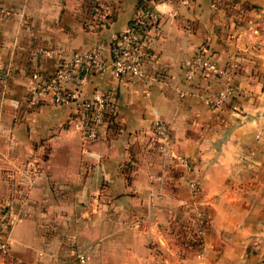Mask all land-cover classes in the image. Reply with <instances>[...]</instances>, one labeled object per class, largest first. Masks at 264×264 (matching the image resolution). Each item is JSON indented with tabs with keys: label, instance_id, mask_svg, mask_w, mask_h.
<instances>
[{
	"label": "crops",
	"instance_id": "1",
	"mask_svg": "<svg viewBox=\"0 0 264 264\" xmlns=\"http://www.w3.org/2000/svg\"><path fill=\"white\" fill-rule=\"evenodd\" d=\"M138 1L0 0V212L11 219L0 264H78L79 256L84 264H264V157L254 139L264 134V0L149 2L156 22L143 68L153 83L103 74L84 89L115 104L114 129L88 146L94 158L82 155L67 106L26 105L30 73L51 75L63 59L108 42ZM41 49L61 53L48 58ZM199 50L235 71L237 95L220 109L203 102L219 79L185 80ZM156 120L201 189L197 249L171 226L187 217L186 178L146 156Z\"/></svg>",
	"mask_w": 264,
	"mask_h": 264
},
{
	"label": "built area",
	"instance_id": "2",
	"mask_svg": "<svg viewBox=\"0 0 264 264\" xmlns=\"http://www.w3.org/2000/svg\"><path fill=\"white\" fill-rule=\"evenodd\" d=\"M7 17L8 13H1ZM156 22V15L151 11L139 12L127 24L122 32L114 34L108 42H96L86 52L63 59L51 75L38 72L30 73L25 82L26 105L37 107L43 104L67 106L71 112L70 122L79 132L81 153L84 157L94 158L88 146L103 136V129L110 123V116L115 113V104L111 97L98 92L85 97L84 89L89 77L109 74L113 79L125 80L134 85L142 83L151 85L154 78L143 68V56L148 45V35ZM57 49H41L36 54L52 57L59 55ZM202 74L221 81L220 89L213 96H204L203 102L212 109H220L223 104L234 99L237 90L234 86L233 68H220L208 59L202 50L192 58L185 70V80L190 82L194 74ZM7 76L0 61V81ZM152 134L157 157L163 162L177 168L186 178L189 198L196 200L200 196L198 183L190 176L193 167L189 160L175 153L171 148V136L167 125L156 120L152 124ZM264 157V134L254 137ZM196 233L201 239L205 221L196 212ZM11 219L0 212V260L9 252L8 232ZM78 264H84L85 258L79 256Z\"/></svg>",
	"mask_w": 264,
	"mask_h": 264
},
{
	"label": "rangeland",
	"instance_id": "3",
	"mask_svg": "<svg viewBox=\"0 0 264 264\" xmlns=\"http://www.w3.org/2000/svg\"><path fill=\"white\" fill-rule=\"evenodd\" d=\"M255 76H258V77H256L257 79H259V76L260 75H257V74H255ZM104 138H105V135H104ZM145 145H144V147H146V149H148L147 150V152H146V156L147 157H149V156H152V158H154V155L157 157V155H156V150H155V142H154V137H153V134L152 135H150L149 137H147V140H145ZM143 145V144H142ZM170 165V164H169ZM173 169L174 170H176L177 168H175L174 166H173ZM127 170H125L124 168H123V170H122V172H121V174H125V172H126ZM185 186V185H184ZM199 189H200V186H199ZM185 190H186V193H187V195H188V203L187 204H184L183 205V208H184V210H185V214L187 215V217L186 218H184V219H182V221L180 220L179 222H176V223H180V224H188L189 225V227H190V229L192 230V233L196 236V238H197V233H196V228H195V226H196V212L197 213H202L201 212V209H200V207L197 205L198 203V198L196 199V200H192V199H190L189 198V194H188V190H187V187L185 186ZM200 191V193H201V189L199 190ZM85 207V206H84ZM202 215V214H201ZM202 219L204 220V218H203V216H202ZM51 232H53V230H50ZM177 233H175V235H176ZM176 236H179V234H177ZM201 240H202V238H203V234L201 235Z\"/></svg>",
	"mask_w": 264,
	"mask_h": 264
},
{
	"label": "trees",
	"instance_id": "4",
	"mask_svg": "<svg viewBox=\"0 0 264 264\" xmlns=\"http://www.w3.org/2000/svg\"><path fill=\"white\" fill-rule=\"evenodd\" d=\"M152 1L154 0H145L143 2L139 0L138 6L136 9V14H138L139 12H146L147 10H150L149 2H152ZM114 118H115L114 114L110 116V120H109L110 123L108 124L107 128L114 129L115 127V123L113 122ZM127 167L130 169L129 166ZM127 167L124 166L123 168L125 170H129ZM171 226H172L173 232L179 234L177 238H178V241L181 242V244H185L188 248H191V249H197L202 245V240L199 238H196V236L192 233V230L190 229L188 224L183 225V224L174 222L171 224Z\"/></svg>",
	"mask_w": 264,
	"mask_h": 264
}]
</instances>
